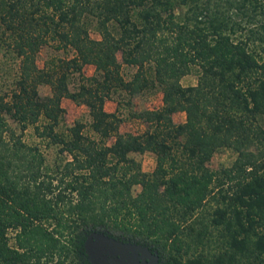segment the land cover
Instances as JSON below:
<instances>
[{"label":"trees","instance_id":"obj_1","mask_svg":"<svg viewBox=\"0 0 264 264\" xmlns=\"http://www.w3.org/2000/svg\"><path fill=\"white\" fill-rule=\"evenodd\" d=\"M261 15L264 0H0L18 57L14 86L0 93V264H89L82 242L95 227L149 243L157 264H264ZM49 39L71 53L38 66ZM122 64L135 67L128 78ZM192 69L195 83L182 84ZM151 87L161 104L133 111L143 130L119 131L122 117L104 101ZM63 97L87 107L89 129L64 125ZM8 119L65 160L48 167ZM221 147L235 157L219 172L206 162ZM146 149L150 171L131 155Z\"/></svg>","mask_w":264,"mask_h":264},{"label":"rangeland","instance_id":"obj_2","mask_svg":"<svg viewBox=\"0 0 264 264\" xmlns=\"http://www.w3.org/2000/svg\"><path fill=\"white\" fill-rule=\"evenodd\" d=\"M85 23L89 35L91 37H99L97 22L95 18L87 14L85 16ZM261 19L264 23V15L258 16L257 21ZM257 21H255L257 23ZM247 23V22H245ZM248 24V23H247ZM246 25V24H244ZM249 25V24H248ZM262 31V30H261ZM71 51H63L62 49L54 48L53 41H49L42 44L35 55V61L38 66H42L46 61L53 56H63L70 55ZM119 58V55H118ZM18 69V57L16 56L14 50L10 46V35L6 31L2 24L0 23V93L5 95L13 88L15 79L17 76ZM135 70L134 66L121 65V71L125 78H128L131 73ZM94 73V68L92 64H84L82 67L83 75H91ZM196 81V71L192 69L190 72L182 75L180 77V82L184 85L192 84ZM78 82V77L74 74L69 80V88L73 89ZM38 92L41 95L48 94L50 92L49 85L39 84ZM61 104L64 107V125H70L75 120H80L85 123L84 129L87 130L89 115L87 112V107L82 103H76L68 97H63L61 99ZM161 104V92L158 87H151L143 89L131 96H128L122 90H116L111 93L109 99L104 101V108L106 110L117 109L119 115H121L122 120L119 123V131H129V132H140L145 127L144 122L133 116V111H138L143 108L157 107ZM172 118L175 122L184 120V112L176 111L172 114ZM8 123L14 128L16 134H18L21 139L25 142L36 145L37 149L41 153L44 159V163L48 167H54L55 165L63 162L67 155L58 152L57 146L48 143L46 140L39 138L33 131L31 126H27L23 130L11 120L8 119ZM131 155L140 162L141 169L144 171H150L155 164V153L152 149H146L141 153H131ZM235 157V152L230 148L221 147L214 151L210 156L209 160L206 162L207 166L213 170L222 172V168H227L231 165ZM230 184V182H229ZM134 191L139 189L138 185H135ZM213 204L212 200L206 201L204 208H209ZM12 232L8 231V235ZM11 240V238H10Z\"/></svg>","mask_w":264,"mask_h":264},{"label":"water","instance_id":"obj_3","mask_svg":"<svg viewBox=\"0 0 264 264\" xmlns=\"http://www.w3.org/2000/svg\"><path fill=\"white\" fill-rule=\"evenodd\" d=\"M89 264H157L158 250L149 243L117 236L105 227L87 231L82 242Z\"/></svg>","mask_w":264,"mask_h":264}]
</instances>
